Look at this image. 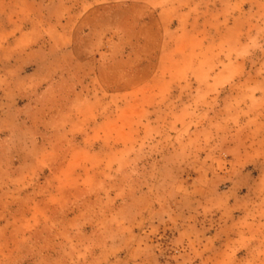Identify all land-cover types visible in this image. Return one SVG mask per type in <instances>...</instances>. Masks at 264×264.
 I'll use <instances>...</instances> for the list:
<instances>
[{
    "label": "rangeland",
    "instance_id": "1",
    "mask_svg": "<svg viewBox=\"0 0 264 264\" xmlns=\"http://www.w3.org/2000/svg\"><path fill=\"white\" fill-rule=\"evenodd\" d=\"M0 264H264V0H0Z\"/></svg>",
    "mask_w": 264,
    "mask_h": 264
},
{
    "label": "crops",
    "instance_id": "2",
    "mask_svg": "<svg viewBox=\"0 0 264 264\" xmlns=\"http://www.w3.org/2000/svg\"><path fill=\"white\" fill-rule=\"evenodd\" d=\"M116 44H117L116 45L117 48H121V47L125 48L123 41L121 42L118 41ZM126 46L128 49L127 50L124 49V51L120 55L118 54L113 55V52L109 53V52L101 51V52H97L94 54H87L85 56H80L81 57L80 61L82 63H88L90 61L94 63L93 67L88 69V71L92 73L93 75L86 72V76L90 77L91 79H94L95 77L100 79L102 84L105 86V88L110 90L109 89L110 84L109 82H106L108 79L106 76L112 72V67L114 64H116L117 62L121 60L123 61L127 60V61H130L129 66L134 67V71L137 70V67L142 65L141 61L138 59L142 57L143 53L139 52L136 49L137 47H135L136 44H134L133 46L132 42L131 43L128 42ZM145 55H146L145 59H147V56H150V57L158 56L159 58V56H161V52L159 51V47H158L157 51L153 50L152 52H149ZM158 68H159V62L157 61L156 65H154L153 71H156Z\"/></svg>",
    "mask_w": 264,
    "mask_h": 264
}]
</instances>
